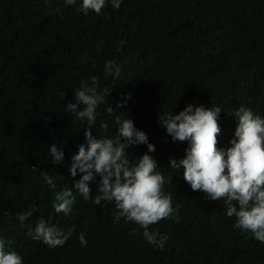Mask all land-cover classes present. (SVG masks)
Masks as SVG:
<instances>
[{
    "label": "trees",
    "instance_id": "obj_1",
    "mask_svg": "<svg viewBox=\"0 0 264 264\" xmlns=\"http://www.w3.org/2000/svg\"><path fill=\"white\" fill-rule=\"evenodd\" d=\"M263 1L123 0L118 8L107 3L100 15H84L62 0H49V5L0 0V232L11 237L23 264H264V245L233 227L235 217L226 216L223 201L205 199L168 168L170 157L184 156L187 141H173L158 119L188 103L219 106L217 146L227 147L237 125L236 108L243 104L264 116ZM56 6L59 13L50 15L49 8ZM133 48L144 54L140 63ZM85 52L90 59L82 62ZM105 59L120 66L118 78L104 75ZM92 74L99 75L100 87L110 85L106 102L97 107L93 135H104L102 122L115 134V116L127 115L155 145L150 155L157 171L172 177L164 189L172 194L173 206L179 205L180 220L149 226L169 235L163 250L139 235L143 229L133 234L139 227L135 223L121 218L113 224L114 202L84 201L74 184L83 173L69 171L78 148L73 137L84 125L63 109L74 102L79 81ZM30 75L37 81L33 90ZM35 122L48 130L40 146L32 131H19L20 125ZM53 142L63 145L61 164L50 163L47 145ZM126 151L140 156L147 146ZM131 155L135 162L138 157ZM41 170L54 178L55 190L43 182ZM89 185L95 196L96 184ZM66 186L77 192L73 208L57 214L55 192ZM33 207V216L21 226L16 213ZM41 216L72 229L64 244L49 248L26 236ZM81 232L85 247L78 240Z\"/></svg>",
    "mask_w": 264,
    "mask_h": 264
},
{
    "label": "clouds",
    "instance_id": "obj_2",
    "mask_svg": "<svg viewBox=\"0 0 264 264\" xmlns=\"http://www.w3.org/2000/svg\"><path fill=\"white\" fill-rule=\"evenodd\" d=\"M109 2L118 8L123 0H62L63 5L74 6L78 13L84 15L89 12L100 15ZM44 3L49 5V0H44ZM261 6L264 7V1ZM59 11V6L49 8L50 15ZM101 46L102 42L96 45V50L99 51ZM130 52L138 63L143 60L144 54L135 48ZM86 59H90L87 52L81 61ZM168 63L162 62L161 66L169 67ZM103 73L118 78L121 68L114 60L105 59ZM99 80L98 74L80 80L79 86L74 88V102L64 104V113L72 114L76 121L84 125L82 134L73 137L78 148L71 156L69 171L73 176L78 169L83 173L74 180V184L84 201L91 199L95 205H100L102 201L114 202L116 211L112 217L113 224L121 218L125 222L135 223L139 227L132 230L133 234L143 229L139 235L155 249L163 250L169 235L159 229L150 231L149 226L161 219L170 218L177 223L180 220L177 214L179 205L173 206L172 194L164 189L166 184L171 183L172 177L157 171L160 167L150 155L155 145L149 142L147 134L137 128L127 115L115 116V134L112 129L109 134L108 123L102 122L100 128L104 130V135H93L97 107L106 102V95L110 91V85L100 87ZM36 82L35 77L30 75L29 90H33ZM107 111L112 113L114 109L108 106ZM221 111L216 105L208 107L188 103L178 113L172 110L159 114V123L173 141H187L184 156L179 159L170 157L168 168L180 172L193 191L205 193V199L222 200L226 206V216L235 217L233 227L240 229L245 238L251 235L252 239L264 245V116L241 104L233 113L237 125L229 146L218 147ZM22 125L20 133L32 131L34 141L39 146L45 142L48 130L44 125L36 122ZM139 144L147 146V151L142 155L133 156L126 151L130 146ZM47 152L52 165L63 162V145L58 146L53 142L47 145ZM130 155L138 159L133 162L129 159ZM37 170L33 165V171ZM40 175L50 189L57 188L54 178L47 172L41 170ZM90 181L96 184L95 196L92 195ZM76 194L70 186L56 191L52 202L54 212H71ZM34 209L16 213L21 226L33 216ZM71 232V228L66 230L53 223L51 216L47 220L41 216L34 227L28 228L26 236L55 248L64 244ZM78 240L82 247L87 245L84 232L78 235ZM12 244L11 237H5L0 232V264H23L21 255L12 248Z\"/></svg>",
    "mask_w": 264,
    "mask_h": 264
}]
</instances>
